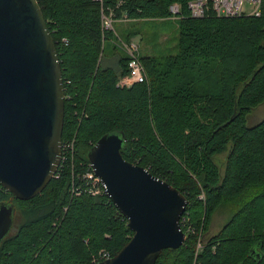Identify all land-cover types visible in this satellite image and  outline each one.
<instances>
[{
  "label": "trees",
  "instance_id": "16d2710c",
  "mask_svg": "<svg viewBox=\"0 0 264 264\" xmlns=\"http://www.w3.org/2000/svg\"><path fill=\"white\" fill-rule=\"evenodd\" d=\"M189 1L36 0L61 70V143L72 140L74 147L61 149L38 194L11 198L0 264H93L126 243L132 233L125 219L104 194L89 193L84 176L91 144L112 132L126 137L124 160L186 199L181 217L189 224H179L194 232L162 249L154 264H264V117L245 124L247 112L264 100V0L258 16H216L209 6L200 17L190 16ZM171 3L179 16L174 26L166 21L174 44L139 55L144 82L116 86L127 60L118 40L145 38L140 27L167 17ZM101 13L129 22L102 30ZM226 145L220 173L214 156ZM10 197L0 186V202ZM226 203L236 207L228 221L203 233L211 213Z\"/></svg>",
  "mask_w": 264,
  "mask_h": 264
},
{
  "label": "water",
  "instance_id": "95a60500",
  "mask_svg": "<svg viewBox=\"0 0 264 264\" xmlns=\"http://www.w3.org/2000/svg\"><path fill=\"white\" fill-rule=\"evenodd\" d=\"M63 82L51 33L36 0H0V240L10 231L11 198L38 194L61 156ZM122 132L100 136L86 152L103 194L131 236L95 264H154L164 248L184 240L179 219L186 199L166 181L120 155ZM251 254L253 249H250Z\"/></svg>",
  "mask_w": 264,
  "mask_h": 264
},
{
  "label": "built area",
  "instance_id": "2783aa9c",
  "mask_svg": "<svg viewBox=\"0 0 264 264\" xmlns=\"http://www.w3.org/2000/svg\"><path fill=\"white\" fill-rule=\"evenodd\" d=\"M97 1L98 3H102L103 0H93ZM259 4L260 0H191L187 3L190 16L192 17H200L205 13L206 9L210 6L211 10L213 11L214 15L216 16H240V15H259ZM168 12L170 18H178V4L171 3L168 6ZM124 19H118L115 21H121ZM101 21V28L102 30H109L111 29V23L114 22L110 13H101L100 15ZM131 42L124 43V52H128L126 54V72L123 75H120L116 79L115 85L118 87H129L134 83H141L145 81V75L142 70V66L140 60L138 59L135 51V47L131 46ZM72 140H67L61 143V149L67 152L72 151ZM62 153V152H61ZM61 158V156H60ZM89 168L87 173H84L85 177L90 180V187L88 189L91 195H96L98 193L103 194L102 185L99 183L98 179L92 173V170ZM200 198L202 197L201 194L199 195ZM181 217V216H180ZM181 217V221H182ZM180 223V220H179ZM188 228V226L186 227ZM108 254L106 252H102L100 254V259L108 258ZM98 259V258H97ZM95 259L92 260V262Z\"/></svg>",
  "mask_w": 264,
  "mask_h": 264
},
{
  "label": "rangeland",
  "instance_id": "374dc122",
  "mask_svg": "<svg viewBox=\"0 0 264 264\" xmlns=\"http://www.w3.org/2000/svg\"><path fill=\"white\" fill-rule=\"evenodd\" d=\"M177 20H178L177 18H170L169 16H167V17H164L162 19V21H154L152 23H146L143 26H141L139 30L141 31L143 29L142 33H144V37L145 38L142 37V39L140 38L141 40H139L138 39L139 37H135V38H133V40H128L127 41V42L130 41L132 43L131 46L135 47V51H136V55H137L138 59H139V53H140V55H142V54L145 55V53L147 52L145 50V49H147L146 41H148L147 37H149V33L151 31H155V35H156L155 38L158 41L163 42V41H170L171 40L170 45H173L174 42H172V38H171L172 35H173V29H171V28L169 29L168 28V24H167L166 21L171 22L173 24V26H174L176 24ZM116 22H118V21H116ZM113 23L114 22L111 23V29L113 28ZM168 38H171V39L167 40ZM124 43H126V42H124ZM124 43L121 42L120 40H118L119 48L122 47V49H124V46H123ZM158 48H162V47L159 46ZM127 53L128 52H126V54ZM103 54H104L103 57L108 56V52H106V51L103 52ZM141 66H142L143 73L146 76L142 63H141ZM63 99H64V94H63ZM263 117H264V100L260 104H257L256 106H254L253 108H251L247 112V115H246V118H245V124L246 125H251V124L259 121ZM64 139H68V138L65 136ZM73 147L74 146H72V148ZM227 149H228V145H226L221 152H219L218 154H216L214 156V161L218 165L220 173L222 172L223 161H224V157H225V154L227 152ZM235 208L236 207L233 204H228V203L218 206L211 213V215L209 216V221L207 223V228H206V230L203 233H207V235H210V234H214L216 231H218L223 226V224H225L228 221V219L230 218L231 213L235 210ZM182 222H184L187 225L189 224L188 223L189 221H188L186 216H184L182 218ZM187 229L188 228H186V227L181 229V230L184 231L183 232L184 235H186V233L194 232L193 229H191V228L188 229L189 231ZM199 232H201V231L199 230ZM198 238H199L198 240H200V237H198ZM200 246H201V244L199 243V241H197L196 244H195V252L198 250V248H200ZM92 263L95 264L96 262H92Z\"/></svg>",
  "mask_w": 264,
  "mask_h": 264
},
{
  "label": "crops",
  "instance_id": "0c3cea01",
  "mask_svg": "<svg viewBox=\"0 0 264 264\" xmlns=\"http://www.w3.org/2000/svg\"><path fill=\"white\" fill-rule=\"evenodd\" d=\"M147 20H150V21H162V19H147ZM129 21L127 20H123V21H118V22H114L113 23V27L114 25L116 24H122V25H126ZM161 26V25H160ZM135 37H139L138 39H140V35L138 33H135L133 34L132 36L129 37V40H133V38ZM156 35H155V31H151L149 33V37H147L148 41H146V46H147V49H145L147 52L145 54H154V53H158V47L161 46V47H165V46H168L170 45L171 43V40L170 41H163V42H160L158 41L156 38ZM130 42V41H129ZM137 42V41H136ZM172 42H174V40H172ZM160 44V45H159ZM174 44V43H173ZM171 47V46H170ZM140 55V53H139Z\"/></svg>",
  "mask_w": 264,
  "mask_h": 264
}]
</instances>
